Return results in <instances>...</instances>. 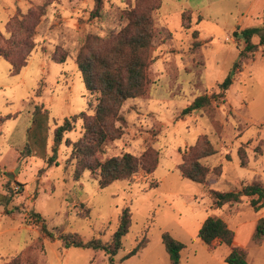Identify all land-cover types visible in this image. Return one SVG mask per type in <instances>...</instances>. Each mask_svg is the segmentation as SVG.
Wrapping results in <instances>:
<instances>
[{"label":"rangeland","instance_id":"rangeland-1","mask_svg":"<svg viewBox=\"0 0 264 264\" xmlns=\"http://www.w3.org/2000/svg\"><path fill=\"white\" fill-rule=\"evenodd\" d=\"M251 2L161 0L152 12L150 82L143 95L122 103L118 114L124 122L115 123H121V135L106 141L102 152L95 154L103 161L125 152L139 157L154 149L158 164L150 173L139 168L129 179L99 187L98 176L89 170L74 177L75 159L70 158L71 145L65 143L82 136V119L77 118L63 134L58 163L48 165V159L55 127L82 111L92 114L97 102L96 93L84 86L77 53L88 34L105 37L125 25L126 3L103 0L100 16L91 17L94 0H0V34L18 50L25 34L18 22L30 26L34 15L26 14L45 4L29 36L34 47L26 65L11 75L9 62L0 57V264H8L22 252L19 264H169L163 232L185 244L180 264H227V245L210 247L197 237L209 214L220 216L233 229L247 251V264H264V241L252 242L255 222L264 216V208L262 212L252 209L248 197L214 208L207 194L208 188L239 189L240 181L254 178L264 182V156L256 173L253 164L241 166L236 153L242 144L250 147L249 139L264 137V44H259L257 33L250 37L258 50L253 58L246 60V51L238 55L246 43L237 44L243 39L237 21ZM13 19L16 25L8 31ZM194 30H198L196 37ZM194 40L200 45L193 47ZM62 55L64 62L54 61ZM235 62V70L241 68L239 75L234 74ZM229 72L233 85L220 95L218 83ZM198 95L209 96L210 104L180 118V111ZM201 135L216 150L200 160L208 168L204 184L182 177L178 169L182 156ZM127 206L131 225L112 261L100 249L63 247L59 235L67 232L84 241L109 242ZM32 212L40 214L53 238L43 233L41 219ZM140 241L139 250L124 259Z\"/></svg>","mask_w":264,"mask_h":264},{"label":"trees","instance_id":"trees-1","mask_svg":"<svg viewBox=\"0 0 264 264\" xmlns=\"http://www.w3.org/2000/svg\"><path fill=\"white\" fill-rule=\"evenodd\" d=\"M126 7L122 9L126 23L116 32H110L107 36L101 37L96 34H88L83 45L76 55V65L84 86L90 93H96L97 102L92 114L82 111L70 118H65L61 125L54 129L52 155L48 159V165L57 164L56 154L58 146L61 144L63 134L71 130L72 123L77 119H82L83 134L75 142L65 140L66 145H71L70 158L75 159L74 177H80L84 170H89L98 176L99 187H105L116 180L131 178L139 168L146 173L155 170L158 164V153L154 149L145 150L139 157L125 152L119 156H112L98 160L96 153L102 152L104 143L108 140L118 138L121 133L120 125L116 122H124L118 114L122 103L128 98L143 95L147 84L150 82L148 69L152 59L149 50L152 39V12L160 7L161 0H123ZM45 4L38 5L30 10L26 15H34L32 23L27 26L22 20L18 26L25 33L20 40V49L13 42L5 43L0 34V57L10 64V74L16 75L22 67L26 65L27 57L34 47L33 41L29 40L33 31V26L45 12ZM103 6V0H94L91 10V17H99ZM264 17V15H263ZM184 15L182 14V19ZM14 19L7 25L8 31L15 27ZM189 27V24L186 25ZM198 30L192 32L196 37ZM257 33L259 44H264V24L260 26L247 27L241 30L245 41L244 49L239 52V57L244 51L253 52L256 45L250 42V37ZM27 34V35H26ZM200 45L194 40L193 47ZM65 55L54 58L56 62H64ZM237 63H234V70ZM232 82V73L218 83L219 94L229 88ZM210 104V97L198 95L193 101L184 107L179 117L187 113L203 108ZM264 138L260 139L253 147L254 152L264 154L262 144ZM216 153L215 148L205 135L197 138L196 142L182 156V161L178 166L181 176L197 182L205 183L208 168L201 163V159ZM240 165L245 166L248 162L246 146L240 145L237 148ZM222 165H220L221 168ZM44 168L39 169L42 171ZM207 194L211 198L212 206L219 208L225 204L240 202L242 197L249 198V206L257 211L264 206V184L254 181L248 184H241L237 190H216L207 189ZM37 219H41L43 233L49 238H53L52 233L47 229L44 219L39 213H31ZM131 225V211L129 207L122 209L119 215V222L116 230L112 233L109 242H102L99 238L82 240L76 233L67 232L59 235L63 242V247L75 246L80 248H92L103 250L107 255L114 256L121 248V239L128 232ZM235 233L227 222L220 216L209 214L202 221L197 237L206 245L213 247V242L225 244L229 247V252L224 257L227 264H247V251L244 247L233 245ZM264 239V217L256 220L252 232V242L260 244ZM161 241L168 255L169 264H180V252L185 244L168 232H163ZM141 247L138 242L124 257L134 255ZM25 251V250H24ZM24 258L23 252L20 256L12 258L8 264H19ZM29 264V263H28Z\"/></svg>","mask_w":264,"mask_h":264},{"label":"crops","instance_id":"crops-1","mask_svg":"<svg viewBox=\"0 0 264 264\" xmlns=\"http://www.w3.org/2000/svg\"><path fill=\"white\" fill-rule=\"evenodd\" d=\"M262 15H264V0H252V2L246 7L244 13H242L241 18L237 21V26L236 27L237 28L239 27L238 29H239V32H240L245 27L255 26V25L262 24V22H263V16ZM235 32L237 33V31H235ZM243 43H245V41L243 39H240V40H238V43L237 44L239 46L240 45L242 46ZM261 47H264V45H261ZM240 51H241V49L238 50V54H239ZM257 52H258V50H254L253 52H251L249 54V56L246 57V60L250 61L253 58V56L255 55V53H257ZM240 73H241V68L240 67L239 68H236L234 74L235 75H239ZM230 85H233V84H230ZM226 96H227V94L225 95V98H227ZM263 138L264 137L259 138L256 141H252L251 139H249L246 142V143H248L250 145V147L248 146L246 148V152H247V156H248V162H247V164L245 166H251L253 164L252 169H254V171L256 173H259V170H258L257 166L259 165V162H262V157L264 156V154H259V153L254 152L253 147H252V143H255V142L257 143L260 139H263ZM246 143H244V144H246ZM225 159L226 160H229L230 159V156L225 157ZM239 164H240V161H239ZM223 166H224V164L222 163V171H221V174L223 172ZM254 181H258V182H261L262 184H264V182H262L260 178H254V180H252L251 182H254ZM251 182L244 183L243 181H240L239 184L241 186V184H248V183H251ZM233 190H237V189H233ZM263 208H264V206L261 207L260 209H258L257 212H262V209ZM262 217H264V216H262ZM254 227H255V225H254ZM263 241H264V239H263ZM217 245H221V244L217 243V241H214L213 242V246L215 247ZM233 245L243 247L241 244H239L237 242L235 236H234ZM247 262H248V257H247Z\"/></svg>","mask_w":264,"mask_h":264},{"label":"water","instance_id":"water-1","mask_svg":"<svg viewBox=\"0 0 264 264\" xmlns=\"http://www.w3.org/2000/svg\"><path fill=\"white\" fill-rule=\"evenodd\" d=\"M233 34L236 35V32H234ZM6 175H8V176L10 177V179H13V177H14V176L12 175V173H7Z\"/></svg>","mask_w":264,"mask_h":264}]
</instances>
